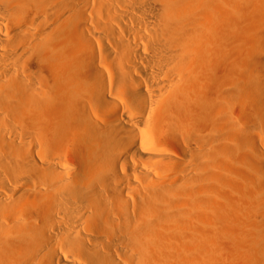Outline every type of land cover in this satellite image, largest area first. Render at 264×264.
I'll list each match as a JSON object with an SVG mask.
<instances>
[{"label":"bare ground","instance_id":"6f19581e","mask_svg":"<svg viewBox=\"0 0 264 264\" xmlns=\"http://www.w3.org/2000/svg\"><path fill=\"white\" fill-rule=\"evenodd\" d=\"M0 264H264V0H0Z\"/></svg>","mask_w":264,"mask_h":264}]
</instances>
